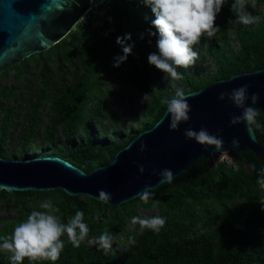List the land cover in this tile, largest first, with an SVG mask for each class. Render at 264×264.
I'll return each instance as SVG.
<instances>
[{
    "label": "trees",
    "instance_id": "obj_1",
    "mask_svg": "<svg viewBox=\"0 0 264 264\" xmlns=\"http://www.w3.org/2000/svg\"><path fill=\"white\" fill-rule=\"evenodd\" d=\"M231 3L228 0L217 16L215 24L220 31L216 36L202 38L195 46L199 53L195 66L178 69L184 77L180 80L184 92L197 90L217 79L264 68V0H256L255 9L248 8L257 18L250 25L229 23L236 18L230 11ZM94 10L87 13L86 21H80L50 49L7 67L0 75L1 79L8 70L15 71L13 84H0V98L13 102L17 101L18 81L25 70H28L26 76L39 78V86L33 87L30 81L27 85L33 88L29 98L34 100L27 99L30 111L21 135V155H9L4 147L7 130L14 125L10 124L14 108L3 107L0 100V111L4 112L0 121L1 157L59 156L88 171L109 162L119 148L141 130L151 127L164 113L166 105L161 99L174 94L163 87L159 70L147 61L148 54L156 50L155 37L149 43L147 36L155 18L150 8L140 0H105ZM231 31L241 45L239 49L229 43ZM142 33L144 39L140 38ZM128 34L131 39H125L124 45L133 46L131 54L119 67H114L115 58L123 55L117 39ZM205 55L216 64V70L209 75L198 65ZM50 61L62 73L58 82L52 81L54 72L49 74ZM68 72L72 73L71 81L66 79ZM113 77L145 92L150 100L129 109L131 122H137L138 116L144 120L137 128L129 127L124 134L113 132L112 138H107V130L117 127L106 102L108 95L116 93L109 83ZM46 105L50 118L45 125L44 141L59 142L60 146L53 149L39 146L36 151L30 141L37 137L34 127L39 125L38 114ZM105 116H109V121L102 124ZM92 120L99 123L101 133L94 128ZM257 121L264 125L261 112ZM57 129L61 130V136L56 135ZM255 133L264 147V129ZM116 134L120 139L115 140ZM235 154L236 161L222 160L213 166L208 158L199 160L171 184L154 189L147 204L136 198L110 206L86 195H67L62 188L14 192L1 189L2 206L8 213L0 217V236L10 235L19 222L32 211L43 210L42 203L50 200L59 210L55 214L62 222L67 223L76 211H82L90 229L88 239L79 248L67 243L66 236L62 237L65 248L55 264H264V205L260 203L264 201V192L256 184L259 170L264 169V159L248 149ZM155 201L159 204L153 207ZM140 209L147 211L143 218L152 215L166 218V225L159 233L141 231L138 224H132L131 218L138 217ZM11 211L15 213L12 216ZM105 229L114 244L119 245L118 249L112 245L107 254L97 250L95 243L90 244ZM9 255L0 252V264H10ZM23 264L30 262L25 258Z\"/></svg>",
    "mask_w": 264,
    "mask_h": 264
},
{
    "label": "water",
    "instance_id": "obj_2",
    "mask_svg": "<svg viewBox=\"0 0 264 264\" xmlns=\"http://www.w3.org/2000/svg\"><path fill=\"white\" fill-rule=\"evenodd\" d=\"M105 0H0V75L7 67L50 49L62 40L88 13ZM249 84V96L259 94L255 105L264 117V68L247 71L214 80L205 86L185 92L198 93L189 98L192 111L190 120L179 130L170 131V117L162 116L149 128L141 130L127 144L119 148L105 164L85 171L59 156L5 158L0 156V190L45 191L55 188L70 196L86 195L98 200L100 190L110 193L112 199L105 203L117 206L131 201L146 184L156 189L161 184L152 170L169 169L173 179L189 171L199 160L208 158L210 166L217 163L221 153L236 161L235 151L251 150L257 158L264 159V147L256 133L249 136L245 124L230 126L231 115H240L227 98L218 99L220 92L231 91ZM163 121L162 123H160ZM199 130L201 126L216 134L218 129L224 144L221 151L205 148L194 140H186L183 133L188 127ZM239 144L234 147L232 140ZM141 140L146 151H138ZM131 144V149L126 150ZM135 161V163H133ZM143 165L141 174L137 165ZM249 168V167H248Z\"/></svg>",
    "mask_w": 264,
    "mask_h": 264
},
{
    "label": "clouds",
    "instance_id": "obj_3",
    "mask_svg": "<svg viewBox=\"0 0 264 264\" xmlns=\"http://www.w3.org/2000/svg\"><path fill=\"white\" fill-rule=\"evenodd\" d=\"M227 2L228 0H140V3L150 8L155 17L151 20V27L147 29L149 43H151V38L155 37L156 49L148 54V64L161 71L165 79L174 81L184 79L178 69H189L195 66L199 59V53L195 50V46L199 45L202 38L213 39L220 31V27L215 24V21ZM249 7L255 9L256 0H232L230 11L236 18L230 20L229 23L243 25L255 23L257 18L248 11ZM140 38L144 39L143 33ZM125 39H131L130 34L117 39V43L122 46L123 55L115 58L114 67H119L131 54L133 46H125ZM249 87V84H243L231 91H222L218 99L223 101L227 98L241 110L240 115H231L229 124L230 126L245 124L251 137L256 130L264 129V125L257 121V117L260 115L259 110L247 104L249 99L252 105H255L259 100L258 93H252L249 96ZM195 95L198 93L186 94L182 89H177L170 98L161 99V103L167 107L165 116L170 117V131L179 130L180 124L190 120L189 113L192 111V107L188 101ZM221 132L222 129H218L216 134H212L204 126H201L198 131L190 126L184 130L183 135L186 140H194L205 148L214 147L217 151H221L224 144ZM232 144L237 147L239 141L233 139ZM130 149L131 144L126 150ZM138 151L140 153L146 151V144L143 140L140 142ZM137 167L143 174L144 166L138 164ZM152 175L159 177L161 185L171 184L173 181V172L167 168L159 172L153 169ZM256 184L260 191L264 192V169L259 170ZM153 194L154 189L146 184L134 199L138 198L147 204ZM111 199L110 193L105 190L99 191L98 200L100 202L108 203ZM260 203L264 205V201ZM158 204L159 201H155L153 207ZM41 208L43 210H34L25 220L19 222L10 235L0 236V252L10 254L8 256L10 264H23L25 258L29 260L30 264L38 261H50L55 264L65 248V240L62 237L66 236L67 243L75 248H79L88 239L90 229L84 222L82 211H76L75 215L69 218L67 223H64L55 214L59 210L53 206L50 200L44 201ZM131 222L134 225L138 224L141 231L149 230L159 233L166 225V218L160 215L146 218L132 217ZM94 243L97 250H103L107 254L113 245L110 232L105 229L101 235L95 238Z\"/></svg>",
    "mask_w": 264,
    "mask_h": 264
},
{
    "label": "rangeland",
    "instance_id": "obj_4",
    "mask_svg": "<svg viewBox=\"0 0 264 264\" xmlns=\"http://www.w3.org/2000/svg\"><path fill=\"white\" fill-rule=\"evenodd\" d=\"M94 11V9H93ZM264 12V7L263 10ZM259 16V15H258ZM234 32H230V39L229 43L234 49L240 48L239 41L233 37ZM201 68V71L204 74H210L213 73L216 70V64L212 60V58L209 55H205L204 59L200 61L198 64ZM49 74H52L54 72L52 81L58 82L61 77L62 73L59 71L56 67V64L52 61L49 62ZM23 69V68H22ZM32 71H36L33 68H31ZM15 71L14 70H8L6 72V75L0 79V84L2 85H11L14 83L15 77H14ZM28 74V70H25L24 73L21 74L19 81H18V88L16 90V93L18 95L17 101L13 102L11 99H1V104L3 107H10L13 106V115L10 117V124L14 123L13 126H10L7 130L6 140L4 147L6 148V151L9 155H21V143H22V132L26 129L28 121V112L30 111V107L28 106L27 99H31L32 101L34 98H29L30 93L33 91V88H28V81L32 82V86H39V78L36 76H26ZM72 73L68 72L66 75L67 81H71ZM159 81L163 85L164 88L167 87L169 92H172L175 94V91L177 89L183 88L181 81H174V80H168L165 79L164 74L159 71ZM110 88L115 89V94H110L106 98V102L109 104L110 110L114 114V118L117 123V127H110L107 130L106 137L112 138V133L121 131L122 134L126 133L127 129L129 127L137 128L140 123H142L144 120L142 117L138 116L137 122H131L130 121V115H129V109L132 106H137L144 104L146 102H149L150 97L142 91H139L138 89L132 87L131 85L124 83L120 81L118 78L113 77L109 80ZM150 87H153L152 84H150ZM121 99V100H120ZM48 108L47 105L43 107L40 110V113L38 114V119L40 121L39 125L35 126L34 129L36 131L37 137L33 138L30 141V145L32 149H36L38 151V147H49L50 149L56 148L60 146L59 142L50 143L44 141L45 137V125L48 123L50 115L47 112ZM4 116V112L0 111V121L2 117ZM109 121V116H105V118L102 120V124H106ZM94 128L97 129L98 132L101 133L102 128H100L99 123L96 120H92ZM56 135L61 136L62 132L60 129H57ZM115 140L120 139V135L116 134L114 136ZM20 158V157H19ZM22 158V157H21ZM18 159V158H15ZM219 161L226 160L229 162H233V157L227 153H221V155L217 159ZM3 201L0 199V217L5 216L8 213V210L5 209L3 205ZM37 204H41V202H37ZM11 216L14 215V211H11ZM138 217H145L147 215V211L144 209L139 210ZM128 228H132V224H128ZM90 244H94L93 241L90 242ZM119 248V245L114 244Z\"/></svg>",
    "mask_w": 264,
    "mask_h": 264
},
{
    "label": "built area",
    "instance_id": "obj_5",
    "mask_svg": "<svg viewBox=\"0 0 264 264\" xmlns=\"http://www.w3.org/2000/svg\"><path fill=\"white\" fill-rule=\"evenodd\" d=\"M94 8H96V7H94ZM94 8H92L90 11H93ZM93 12H95V10ZM86 15H87V13L81 18L80 21H86Z\"/></svg>",
    "mask_w": 264,
    "mask_h": 264
}]
</instances>
